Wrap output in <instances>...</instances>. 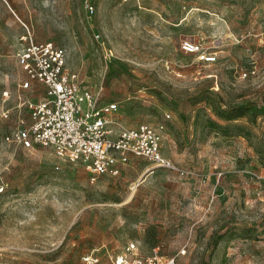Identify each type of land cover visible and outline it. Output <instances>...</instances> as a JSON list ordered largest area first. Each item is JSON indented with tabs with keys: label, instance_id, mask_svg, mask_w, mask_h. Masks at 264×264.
Segmentation results:
<instances>
[{
	"label": "rangeland",
	"instance_id": "obj_1",
	"mask_svg": "<svg viewBox=\"0 0 264 264\" xmlns=\"http://www.w3.org/2000/svg\"><path fill=\"white\" fill-rule=\"evenodd\" d=\"M27 33L63 48L121 126L163 122L183 174L130 159L90 184L49 149L5 143L28 115ZM129 243L184 249L176 264H264V0H0V264H82Z\"/></svg>",
	"mask_w": 264,
	"mask_h": 264
},
{
	"label": "built area",
	"instance_id": "obj_2",
	"mask_svg": "<svg viewBox=\"0 0 264 264\" xmlns=\"http://www.w3.org/2000/svg\"><path fill=\"white\" fill-rule=\"evenodd\" d=\"M88 10L92 12V7ZM21 41L17 65L23 79L19 89L30 92L31 98L23 103L27 117L19 119L15 129L4 137L5 143L27 151L49 149L60 160L81 165L90 184L101 177L118 176L130 159L183 174L162 154L163 122L132 129L121 126L118 105L102 103L82 85L79 76L67 69L63 48L34 42L29 33ZM181 48L199 61H215L200 43L185 42ZM168 119L170 116L165 115ZM184 254L182 249L176 256L167 257L158 247L145 252L138 244L129 243L116 254L103 255L94 250L84 255L81 263L176 264L177 257Z\"/></svg>",
	"mask_w": 264,
	"mask_h": 264
}]
</instances>
